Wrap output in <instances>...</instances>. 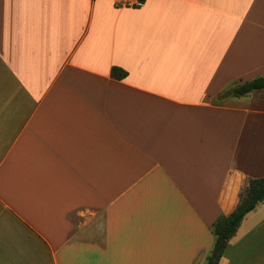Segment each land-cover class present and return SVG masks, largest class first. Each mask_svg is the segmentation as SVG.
<instances>
[{"label":"crops","instance_id":"crops-1","mask_svg":"<svg viewBox=\"0 0 264 264\" xmlns=\"http://www.w3.org/2000/svg\"><path fill=\"white\" fill-rule=\"evenodd\" d=\"M127 1L0 0V264H207L264 178V0Z\"/></svg>","mask_w":264,"mask_h":264},{"label":"trees","instance_id":"trees-1","mask_svg":"<svg viewBox=\"0 0 264 264\" xmlns=\"http://www.w3.org/2000/svg\"><path fill=\"white\" fill-rule=\"evenodd\" d=\"M112 78L117 80H124L127 73L114 67L111 71ZM258 90H264V78H258L244 83L226 93L227 96H246ZM264 201V178L258 180L251 188L248 197L236 211L228 216H222L213 225V233L216 237L224 239L229 242L238 232L242 222L248 214L253 212L259 203ZM226 245L217 255H209L207 264H219Z\"/></svg>","mask_w":264,"mask_h":264},{"label":"built area","instance_id":"built-area-1","mask_svg":"<svg viewBox=\"0 0 264 264\" xmlns=\"http://www.w3.org/2000/svg\"><path fill=\"white\" fill-rule=\"evenodd\" d=\"M145 5V0H128L125 7L138 9Z\"/></svg>","mask_w":264,"mask_h":264},{"label":"water","instance_id":"water-1","mask_svg":"<svg viewBox=\"0 0 264 264\" xmlns=\"http://www.w3.org/2000/svg\"><path fill=\"white\" fill-rule=\"evenodd\" d=\"M226 244V241L222 238H218L217 242H216V245L214 247V251H213V255H217L221 250L222 248L225 246Z\"/></svg>","mask_w":264,"mask_h":264},{"label":"rangeland","instance_id":"rangeland-1","mask_svg":"<svg viewBox=\"0 0 264 264\" xmlns=\"http://www.w3.org/2000/svg\"><path fill=\"white\" fill-rule=\"evenodd\" d=\"M227 98V95H222L221 97H220V102L222 103L225 99Z\"/></svg>","mask_w":264,"mask_h":264}]
</instances>
